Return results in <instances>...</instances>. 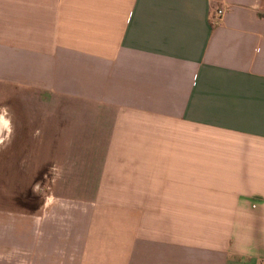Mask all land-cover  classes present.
Masks as SVG:
<instances>
[{"label": "crops", "instance_id": "1", "mask_svg": "<svg viewBox=\"0 0 264 264\" xmlns=\"http://www.w3.org/2000/svg\"><path fill=\"white\" fill-rule=\"evenodd\" d=\"M0 83L71 102L86 217L37 216L45 256L264 264V0H0Z\"/></svg>", "mask_w": 264, "mask_h": 264}, {"label": "rangeland", "instance_id": "2", "mask_svg": "<svg viewBox=\"0 0 264 264\" xmlns=\"http://www.w3.org/2000/svg\"><path fill=\"white\" fill-rule=\"evenodd\" d=\"M6 85L0 83V114L15 126V136L3 134L0 140V229L10 236L9 243L0 245H14L17 254L24 247L34 250L33 264H64L61 245L54 244L51 255H44L49 242L39 237L46 233L35 224L40 215L57 222L86 217L87 196L73 193L69 162L61 155L70 153L64 144L71 138V116L59 115L57 107L71 102L36 91L16 89L15 94L14 86ZM50 224L47 232L56 229L55 222Z\"/></svg>", "mask_w": 264, "mask_h": 264}, {"label": "bare ground", "instance_id": "3", "mask_svg": "<svg viewBox=\"0 0 264 264\" xmlns=\"http://www.w3.org/2000/svg\"><path fill=\"white\" fill-rule=\"evenodd\" d=\"M0 125L1 126H5L6 124H5V121L3 120V119H0Z\"/></svg>", "mask_w": 264, "mask_h": 264}, {"label": "built area", "instance_id": "4", "mask_svg": "<svg viewBox=\"0 0 264 264\" xmlns=\"http://www.w3.org/2000/svg\"><path fill=\"white\" fill-rule=\"evenodd\" d=\"M220 13H221V10L217 9V10H216V16L219 17V14H220Z\"/></svg>", "mask_w": 264, "mask_h": 264}, {"label": "clouds", "instance_id": "5", "mask_svg": "<svg viewBox=\"0 0 264 264\" xmlns=\"http://www.w3.org/2000/svg\"><path fill=\"white\" fill-rule=\"evenodd\" d=\"M5 124H7V122H5ZM0 142H2V141H0Z\"/></svg>", "mask_w": 264, "mask_h": 264}]
</instances>
